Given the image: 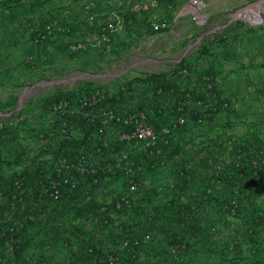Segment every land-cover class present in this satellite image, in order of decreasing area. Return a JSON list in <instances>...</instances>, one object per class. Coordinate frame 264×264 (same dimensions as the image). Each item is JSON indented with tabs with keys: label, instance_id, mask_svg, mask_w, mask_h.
<instances>
[{
	"label": "rangeland",
	"instance_id": "obj_1",
	"mask_svg": "<svg viewBox=\"0 0 264 264\" xmlns=\"http://www.w3.org/2000/svg\"><path fill=\"white\" fill-rule=\"evenodd\" d=\"M199 1L204 5L198 13L191 8L193 0H19L0 5V124L6 128L0 131V174L14 176L20 191L24 175L43 161V141L33 133L43 130L47 103L57 94L80 95L155 76L178 78L184 89L199 88L204 77L213 76L221 100L203 106L211 124L188 128L171 165L163 168V178L153 183L156 190L144 212L114 217V226L138 227L145 213L153 215L155 209L167 216V224L177 226L176 239L166 236L164 243V233L143 234L145 244L157 238L160 247L146 250L142 264H169L172 258L176 264H264V247L248 239L243 243L245 215L237 211L242 200L257 201L264 210V191L257 192L260 181L252 175L257 167L264 169V0ZM258 3L260 23L238 17ZM90 4L96 5L90 12L99 21L118 19L121 24L110 49L92 48L77 57L67 51L70 42L93 44L98 37L84 22ZM129 19L135 27L126 25ZM55 21L72 26L73 34L56 33L45 46L35 45L36 31ZM155 21H166L168 29L152 32ZM183 65L192 71L188 80L177 76ZM31 139L36 146L29 144ZM234 160L245 164L236 170L230 188L225 172ZM111 186L123 192L125 183L119 179ZM32 236L21 261L11 257L9 246L5 255L0 251V264H123L109 239L100 244L101 257L82 263L64 257L69 250L63 238Z\"/></svg>",
	"mask_w": 264,
	"mask_h": 264
},
{
	"label": "trees",
	"instance_id": "obj_2",
	"mask_svg": "<svg viewBox=\"0 0 264 264\" xmlns=\"http://www.w3.org/2000/svg\"><path fill=\"white\" fill-rule=\"evenodd\" d=\"M129 22L131 25L127 24ZM126 25L135 27L134 21L130 19ZM43 27L38 30H42ZM45 44L39 47L45 46ZM179 70L177 76H182L186 80L192 74L190 68L184 65ZM211 78L212 89H208V84L203 79L199 82V88L191 86V88L184 89L182 85L178 84V78L170 79L169 76H155L124 84L130 93L128 100L138 109L148 113L151 124L157 129L166 126L172 128V144L165 148L164 156L160 161L149 155L140 156L139 159L144 160L145 166L144 175L140 179L142 188L136 194H130L126 185L123 192L114 190L111 182L123 180L124 175L119 173L117 177H113L112 171L115 166H100L96 184L92 179H88L83 180L76 190L63 187L60 199L55 201L48 189L49 181L55 178L54 166H48L44 145L43 161L39 163L33 173L29 174L28 172L24 175V183L20 189L23 193L15 190L16 179L14 176L7 177L0 174V194L3 196L0 199L1 254L5 255L11 246V257L21 261L29 249L32 235L42 234L43 241L48 240L50 235L54 240L63 238L68 244L66 249L69 250L64 257H68L69 254L73 260L78 262L86 263L94 257H101L103 254H101L100 244L103 240L109 239L114 244L113 249H116L117 254L121 255L120 259L123 264H142L141 256L146 250L159 251L160 247V241L157 238L151 243L145 244L143 234L164 233L163 238L161 237L163 243L166 236L176 239L177 226L171 227L170 223L167 224L165 222L169 221L167 216L160 213L158 209L153 211V215L145 213L144 220H141L137 224L138 227L135 228L132 226L125 228L123 225L114 226V217L130 215L139 211L144 212L146 209L144 204L152 200V194L156 190L152 187L153 183L157 179L163 178V168L171 165L170 162L174 154L182 147V137L185 136L188 128L200 126L205 122L211 124L212 120H209L211 118L203 110V106H198L201 101L221 100V94L213 76ZM111 102L117 107H122L125 104V100L122 98L118 100V97H114ZM223 106H225L224 103ZM180 116L185 118V124L174 127L175 121ZM72 121L77 123L86 135L91 133V128L87 126L85 120L74 118ZM43 133H45L44 129L38 130L34 136L40 138L39 135ZM87 143V136H84V139L80 141L62 142V149L65 150L64 153L74 154L84 148ZM244 164L245 161L234 160L228 165L225 172L227 187L231 188L236 183V170L241 169L240 166ZM233 172L235 173L232 175ZM252 175L260 181L257 192L263 194L264 169L257 167L252 171ZM125 194H129L130 201L127 205L123 204L119 208L121 197ZM237 211L245 215V228L241 235L243 243L248 239V242L264 247V210L261 203L242 200L237 205ZM65 227L68 230H64ZM33 228H37L35 234L31 233ZM184 239L182 238L181 241ZM124 243H126V248L120 251L119 246H123ZM167 261L169 264H176V260L173 258Z\"/></svg>",
	"mask_w": 264,
	"mask_h": 264
},
{
	"label": "built area",
	"instance_id": "obj_3",
	"mask_svg": "<svg viewBox=\"0 0 264 264\" xmlns=\"http://www.w3.org/2000/svg\"><path fill=\"white\" fill-rule=\"evenodd\" d=\"M19 0H0V5ZM96 5H88L84 22L91 30L96 29L98 37L93 44L83 40H75L67 46L68 52L77 57H84L92 48L106 51L114 44V34L121 21L106 19L99 21L97 16L90 12ZM131 25V22L127 23ZM166 21H155L150 24L154 33L168 29ZM56 33L72 35L73 27L63 22L46 23L42 30L34 36V44L41 46L47 43ZM186 73V72H185ZM211 77H204L208 89H212ZM125 82L115 88H95L82 94L65 96L57 94L47 103L45 133L39 135L46 150L48 166H54L55 178L49 181V190L55 201L61 197V188L70 190L79 188L83 180L92 179L96 184L100 166H115L113 177L123 174L126 187L130 194H136L142 188L141 176L144 175V160L142 155H149L161 160L165 148L172 144V128L170 126L157 129L149 122L148 113L138 109L128 100L130 93ZM161 93V91H159ZM114 97L124 99L125 104L117 107L111 102ZM201 101L198 106H204ZM83 119L91 128V133H83V129L72 119ZM185 118L178 117L174 127L184 125ZM5 124H0V131ZM87 136L88 143L74 154L62 149V142L80 141ZM129 194L121 197L120 208L129 203Z\"/></svg>",
	"mask_w": 264,
	"mask_h": 264
},
{
	"label": "bare ground",
	"instance_id": "obj_4",
	"mask_svg": "<svg viewBox=\"0 0 264 264\" xmlns=\"http://www.w3.org/2000/svg\"><path fill=\"white\" fill-rule=\"evenodd\" d=\"M203 5L204 4H202L199 0H193V5L191 6V8L194 10V13H198ZM261 7L262 3L250 6L241 11L238 17L244 18L245 20H249L253 23H260L263 19L261 16Z\"/></svg>",
	"mask_w": 264,
	"mask_h": 264
},
{
	"label": "crops",
	"instance_id": "obj_5",
	"mask_svg": "<svg viewBox=\"0 0 264 264\" xmlns=\"http://www.w3.org/2000/svg\"><path fill=\"white\" fill-rule=\"evenodd\" d=\"M93 31L96 32L97 30H93ZM115 34H116V33H115ZM115 34H114V38H115ZM36 117H37V116L33 115L32 118L35 120ZM38 122H39V121H38ZM35 125L37 126V123H36V122H35V124H34V127H36ZM43 127H44V126H43ZM43 129H44V128H43ZM33 136H34V133H33ZM33 140H34V139H33ZM29 144H30V145H34V146H36V142L32 141V139L29 140Z\"/></svg>",
	"mask_w": 264,
	"mask_h": 264
}]
</instances>
